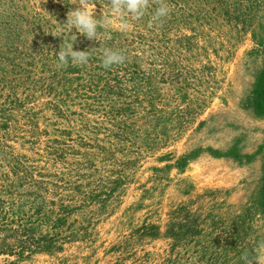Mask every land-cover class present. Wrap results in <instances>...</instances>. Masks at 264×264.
Listing matches in <instances>:
<instances>
[{
	"label": "trees",
	"instance_id": "trees-1",
	"mask_svg": "<svg viewBox=\"0 0 264 264\" xmlns=\"http://www.w3.org/2000/svg\"><path fill=\"white\" fill-rule=\"evenodd\" d=\"M79 2L0 0V264L95 242L149 158L158 163L148 182L164 189L171 170L183 172L203 153L238 163L261 158L248 201L234 206L221 190L196 192L183 180L184 198L169 205L164 224L132 223L111 247L113 264H245L243 253L256 262L264 249L255 225L264 220V139L253 152L239 138L224 149L200 145L176 155L169 148L206 123L200 116L222 98L223 63L245 36L253 42L248 54L264 55V0H147L141 17L125 15L127 32L101 26L97 41L72 29L73 49H87L88 62L59 68L56 35L71 40L61 23ZM108 3L87 0L101 19ZM162 4L169 13L156 24ZM104 49L125 61L103 67ZM240 106L264 117V62ZM156 240L165 241L160 251L137 254Z\"/></svg>",
	"mask_w": 264,
	"mask_h": 264
},
{
	"label": "rangeland",
	"instance_id": "rangeland-1",
	"mask_svg": "<svg viewBox=\"0 0 264 264\" xmlns=\"http://www.w3.org/2000/svg\"><path fill=\"white\" fill-rule=\"evenodd\" d=\"M252 46L250 36H245L234 49V54L223 63L226 82L220 94L222 98L215 99L200 116L199 120H206L201 128H192L169 148L176 155L200 145L224 149L236 138H239L244 152H253L263 141L264 117L255 116L240 106L241 98L251 88L254 72L264 62V55L248 54ZM156 163L155 158L146 161L136 182L128 188L121 207L98 225L95 242L71 243L63 252L51 256L38 255L28 264H113L116 253L111 247L128 235L132 223L147 217L164 224L169 205L184 198L181 190L187 185H184L183 180L193 184L196 192L207 188L221 190L220 196L225 197L228 203L240 206L251 197L261 177L260 157L249 163H238L229 158H215L203 153L191 161L183 172L171 170V181L162 189L148 182L149 167ZM226 190H229L228 194H225ZM137 204H142V207L135 208ZM255 225L258 233L264 231L261 217L255 221ZM164 244V240L146 241L138 245L137 254L142 255L146 250L160 251ZM256 264H264L263 248Z\"/></svg>",
	"mask_w": 264,
	"mask_h": 264
},
{
	"label": "clouds",
	"instance_id": "clouds-1",
	"mask_svg": "<svg viewBox=\"0 0 264 264\" xmlns=\"http://www.w3.org/2000/svg\"><path fill=\"white\" fill-rule=\"evenodd\" d=\"M76 7L72 8L66 13V21L61 24L68 26V32L71 33V40L64 41V34L60 33L56 36L62 35V44L59 46V50L55 52L57 59V66L59 68H67L70 64L73 66H82L88 62V52L86 50H74L73 42L76 39L75 33H72V29H75L77 33L82 34L89 40L98 41L97 29L101 26L112 27L120 32H127L130 29V24L125 19V15L132 18H139L144 14V10L147 7V0H109V14L102 19L94 16V9L89 7L87 0H80L79 3H75ZM169 13V9L166 5L159 6L152 16V21L159 24L161 18L166 17ZM152 25L150 24L149 27ZM125 56L116 50L104 49L102 65L108 68L112 65H119L125 61ZM241 259L245 261V264H256L255 258L248 253H243Z\"/></svg>",
	"mask_w": 264,
	"mask_h": 264
}]
</instances>
